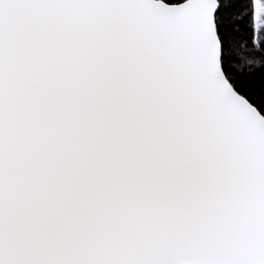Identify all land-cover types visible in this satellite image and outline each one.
<instances>
[{"label":"snow or ice","instance_id":"obj_1","mask_svg":"<svg viewBox=\"0 0 264 264\" xmlns=\"http://www.w3.org/2000/svg\"><path fill=\"white\" fill-rule=\"evenodd\" d=\"M0 264H264V0H0Z\"/></svg>","mask_w":264,"mask_h":264}]
</instances>
